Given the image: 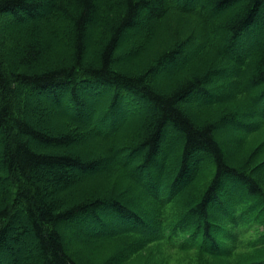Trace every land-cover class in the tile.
Returning <instances> with one entry per match:
<instances>
[{"label": "trees", "instance_id": "trees-1", "mask_svg": "<svg viewBox=\"0 0 264 264\" xmlns=\"http://www.w3.org/2000/svg\"><path fill=\"white\" fill-rule=\"evenodd\" d=\"M263 8L0 0V264H22L11 250L22 237L35 245L28 264H119L157 244L216 264H264V231L244 247L249 255L241 250L247 231L264 227V142L246 146L264 131ZM224 60L233 74L219 77ZM84 84L111 92L101 114L77 112ZM67 89L70 116L56 111L47 122L59 132L27 123L32 95L55 100ZM119 106L128 114L120 120ZM80 222L89 233L79 235ZM68 224L77 228L67 229L71 245L58 231ZM111 241L112 254L93 261L95 244Z\"/></svg>", "mask_w": 264, "mask_h": 264}, {"label": "rangeland", "instance_id": "rangeland-1", "mask_svg": "<svg viewBox=\"0 0 264 264\" xmlns=\"http://www.w3.org/2000/svg\"><path fill=\"white\" fill-rule=\"evenodd\" d=\"M263 11H262V13H263ZM42 13H44L43 10L38 11L39 15ZM129 33H130L129 35L132 34L131 32H129ZM238 39H239V37L237 38V40ZM237 40H236V43L238 42ZM124 41L126 42L127 39ZM260 41H261V39H260ZM200 42H201V38L197 39L195 42V46L198 45ZM238 44H240V43H238ZM124 46L125 45H123L121 48V52H122L121 54H125V47ZM193 50H194V46L191 49H188L185 54L181 55L180 61L183 60L184 58H186L188 56V54ZM180 61H177V64H179ZM173 71H174V68H171L168 71L165 70L163 72V74H158L157 79H160V78L163 79L166 76L170 75ZM225 75L226 74H224V76ZM91 85H94V84H91ZM219 85H223V83L220 82ZM84 86H85V84L82 87H80L79 85L77 86L78 87L77 89H79L80 91H78V90H76V91H78L80 93L79 97L85 102L84 104L81 103L80 106L76 105L77 112H81L82 110H84L86 108L85 109L86 111L84 113L87 114L90 111V109L92 108V110H96V112H99L101 114L102 113L101 107L103 106V104L105 105V102H106L105 97L108 96L109 94H111V92L108 93L107 89L104 90V88H106V87L103 88L101 86L100 87L96 86V87H92V89H86V87H84ZM93 88H94V90L99 89L100 92L103 94V97L102 96L98 97V94H95V95H97L98 99L95 101H91V99H92L91 97L94 98V96H91V95L89 96L88 93H91L93 91ZM68 89L66 92H60V94H58V96H56L55 100L52 98L50 99L46 96L39 97L36 95H32L33 99L30 101V103H28L26 105V102H25V105L28 108L27 123L34 126V127L40 128L41 130H44V132H49L50 130L52 132H59V129L57 128V124L55 121H52L51 125L50 124L48 125L47 122H49V120L52 119L51 117L53 116V114H55L56 111L58 113L62 112L64 114H67L70 116V113H68V111H66V108H67L66 100H69V101L73 100V94L70 92L71 89H69L70 91ZM111 90L113 92V89H111ZM125 91H126L125 88H123L120 92V97H121L120 103H121V105H122L123 97H124L123 92H125ZM96 93H97V91H96ZM84 94H86V96ZM91 94L94 95V93H91ZM35 97L37 99H35ZM198 99L199 98H197L196 101H199ZM17 100L13 101V103H14L13 105H15V107L19 106V103H20L19 99H17ZM69 101H67L68 104H70ZM65 104H66V106H65ZM143 106H144V104H143ZM211 106H212L211 109H207V110H211V112H214L213 109L216 110L217 106H214V105H211ZM119 107L121 110L119 109V111H118V113H119V116H118L119 119L118 120H120L121 118L124 119L128 115L127 113H125L122 106H119ZM75 113L74 114L71 113V114L77 116ZM84 113H83V115H84ZM141 115H144V112ZM83 122L86 123L85 125L91 124L89 121H83ZM39 125H41V127ZM42 125L43 126L46 125V127L42 128L43 127ZM231 130H233V128H231V129L225 128L223 131L225 132V135L230 136V134L233 133V131H234V130L233 131H231ZM78 140L80 141V142H78V143H80V145L81 144L85 145L84 144V140H85L84 136L83 137L81 136V138L79 137ZM262 142H264V131L261 133L253 134V136H251V138L247 140L246 146H247V148H253ZM86 144H87V142H86ZM171 144H172L171 147H175L177 145L176 139L170 138L169 145H171ZM228 151H229V149H228ZM15 218H17V219H14L17 222H18V220L23 219L22 215H20V214L19 215L17 214ZM109 218L108 219L111 220L113 218V216L109 217ZM116 220H117V218L114 219V221H116ZM78 226H79L78 233H80L79 235H85L86 233H89L90 226H88V228H85V225L83 222H80L78 224ZM67 229H69L71 232H74L77 230V228L73 227L72 225H69V224L64 225L63 227L60 226L58 228V231L62 235L66 236V238H67V242L65 244L71 245L74 243V240L72 239L73 237H70L68 235L69 233H67ZM263 231H264V227H262L261 225L255 227V229L253 231H247L248 233H247L246 237L242 238L243 241H245L242 244V248H241L242 252L245 253L244 256H247L251 253V249L247 250V249H244V247L248 246L249 241H253L257 237H259L263 233ZM67 236H69V237H67ZM116 245H117L116 241L96 243L95 244V254L92 257V260L95 262L96 261H100V262L104 261L109 255L112 254L111 251L116 247ZM5 250H6L5 248H3L1 250V254H2L1 257L3 259V262H5V260L7 258H9L8 257L9 253L7 254L5 252ZM11 250L18 251V253H20V256L22 259V264H28L29 257L34 255L35 245L28 238L22 237V241H20L19 243H17V242L13 243ZM257 258H259L258 255H256V259ZM200 259H202L203 261L208 259L213 264H216V262H220L219 260H214V259H209L207 257H204V256L200 255L198 252H195L193 250L180 252L179 250L171 249L168 246H165L163 244H157V245H151L146 250L141 251L135 255H131L127 260H125L119 264H145L146 262L155 263V264H158V263L159 264H198Z\"/></svg>", "mask_w": 264, "mask_h": 264}, {"label": "bare ground", "instance_id": "bare-ground-1", "mask_svg": "<svg viewBox=\"0 0 264 264\" xmlns=\"http://www.w3.org/2000/svg\"><path fill=\"white\" fill-rule=\"evenodd\" d=\"M228 66V63H226V61H223V65L220 68V71L218 73L217 76L222 77L224 74H233V71H229V70H225ZM225 83V82H223ZM250 126V125H249ZM237 127H239V125H237ZM229 140H233V136H230V138H228Z\"/></svg>", "mask_w": 264, "mask_h": 264}]
</instances>
